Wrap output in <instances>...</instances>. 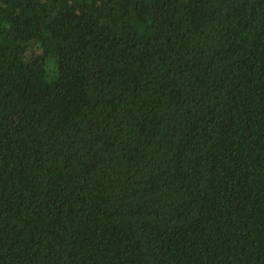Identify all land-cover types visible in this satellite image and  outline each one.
Returning <instances> with one entry per match:
<instances>
[{
    "label": "trees",
    "instance_id": "16d2710c",
    "mask_svg": "<svg viewBox=\"0 0 264 264\" xmlns=\"http://www.w3.org/2000/svg\"><path fill=\"white\" fill-rule=\"evenodd\" d=\"M0 264H264V0H0Z\"/></svg>",
    "mask_w": 264,
    "mask_h": 264
},
{
    "label": "rangeland",
    "instance_id": "374dc122",
    "mask_svg": "<svg viewBox=\"0 0 264 264\" xmlns=\"http://www.w3.org/2000/svg\"><path fill=\"white\" fill-rule=\"evenodd\" d=\"M47 71H48L47 79L49 81H51L53 76L55 75V68H53L52 65L49 64L48 67H47Z\"/></svg>",
    "mask_w": 264,
    "mask_h": 264
}]
</instances>
